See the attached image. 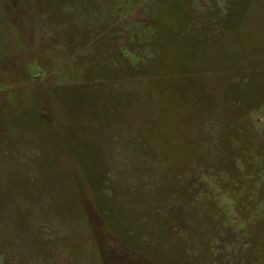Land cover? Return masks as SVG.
<instances>
[{"label":"rangeland","instance_id":"rangeland-1","mask_svg":"<svg viewBox=\"0 0 264 264\" xmlns=\"http://www.w3.org/2000/svg\"><path fill=\"white\" fill-rule=\"evenodd\" d=\"M222 8L0 0V264H264V0Z\"/></svg>","mask_w":264,"mask_h":264},{"label":"crops","instance_id":"crops-1","mask_svg":"<svg viewBox=\"0 0 264 264\" xmlns=\"http://www.w3.org/2000/svg\"><path fill=\"white\" fill-rule=\"evenodd\" d=\"M252 1L253 0H223L222 11H217L216 18L222 19V24L225 29L230 30L238 24V19H247L250 7L252 6ZM169 212L174 215L175 219L180 210L170 209L168 213ZM173 215L171 217H173ZM174 227L178 228L179 225L175 222ZM195 249H199L198 252L201 253L203 248L197 245ZM198 252L192 251L193 254H198Z\"/></svg>","mask_w":264,"mask_h":264}]
</instances>
